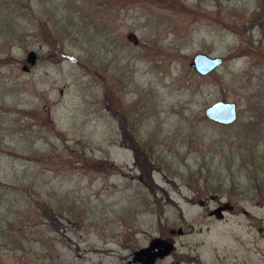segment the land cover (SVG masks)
<instances>
[{"label": "rangeland", "instance_id": "1", "mask_svg": "<svg viewBox=\"0 0 264 264\" xmlns=\"http://www.w3.org/2000/svg\"><path fill=\"white\" fill-rule=\"evenodd\" d=\"M0 264H264V0H0Z\"/></svg>", "mask_w": 264, "mask_h": 264}, {"label": "water", "instance_id": "2", "mask_svg": "<svg viewBox=\"0 0 264 264\" xmlns=\"http://www.w3.org/2000/svg\"><path fill=\"white\" fill-rule=\"evenodd\" d=\"M36 55L31 52L29 60L33 63ZM193 66L201 74H206L207 72L214 69L218 64H220L219 58H209L205 55L198 54L193 59ZM205 115L211 120L220 123H231L236 118L235 104L230 102L217 101L210 105L205 110Z\"/></svg>", "mask_w": 264, "mask_h": 264}, {"label": "trees", "instance_id": "3", "mask_svg": "<svg viewBox=\"0 0 264 264\" xmlns=\"http://www.w3.org/2000/svg\"><path fill=\"white\" fill-rule=\"evenodd\" d=\"M141 175V174H140ZM149 176H150V174H149ZM143 177V176H142ZM146 180V179H145ZM211 188H214V187H211Z\"/></svg>", "mask_w": 264, "mask_h": 264}]
</instances>
